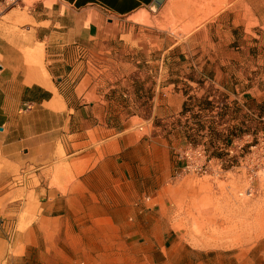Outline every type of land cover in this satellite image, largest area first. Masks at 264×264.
<instances>
[{"label": "crops", "instance_id": "0c3cea01", "mask_svg": "<svg viewBox=\"0 0 264 264\" xmlns=\"http://www.w3.org/2000/svg\"><path fill=\"white\" fill-rule=\"evenodd\" d=\"M154 1L38 0L0 16V264L25 262L46 224L75 232L73 216L162 246L191 146L211 158L207 178L250 185L241 156L264 136V0H195L188 33L133 34L132 19L169 18L173 0L157 14Z\"/></svg>", "mask_w": 264, "mask_h": 264}, {"label": "rangeland", "instance_id": "374dc122", "mask_svg": "<svg viewBox=\"0 0 264 264\" xmlns=\"http://www.w3.org/2000/svg\"><path fill=\"white\" fill-rule=\"evenodd\" d=\"M37 1L19 0L17 8L26 6L28 12ZM194 1L173 0L172 13L163 24L149 13L144 14V20H130L136 24L132 33L149 34L148 29L172 31L176 36L188 33L187 29L180 30L179 23L187 18ZM114 47L115 52L127 50L124 41H117ZM254 145H264V136ZM250 153L241 156L247 157L246 163L251 161ZM238 161L234 159L231 164L236 166ZM246 186L235 180L213 181L186 175L184 184L176 192L171 191L176 199L169 207L177 214V231L166 234L162 246H157L154 238L152 242L144 237L134 240L118 230L89 233V221L77 226L73 216L75 232L66 233L64 222L46 224L44 227L50 231L37 232L29 257L18 264H264V173L254 184L253 197L240 196ZM61 206L64 211L65 202L56 205Z\"/></svg>", "mask_w": 264, "mask_h": 264}, {"label": "built area", "instance_id": "2783aa9c", "mask_svg": "<svg viewBox=\"0 0 264 264\" xmlns=\"http://www.w3.org/2000/svg\"><path fill=\"white\" fill-rule=\"evenodd\" d=\"M19 6V0H1L0 16L13 8ZM251 161L247 163L249 172V187L240 196L253 197L256 190L254 184L264 173V145L254 146L250 150ZM186 161V172L200 177L210 176L212 174V160L204 148L191 146L189 150L179 156Z\"/></svg>", "mask_w": 264, "mask_h": 264}, {"label": "water", "instance_id": "95a60500", "mask_svg": "<svg viewBox=\"0 0 264 264\" xmlns=\"http://www.w3.org/2000/svg\"><path fill=\"white\" fill-rule=\"evenodd\" d=\"M165 0H155L153 4L149 7V10L153 13H157L161 6L164 4Z\"/></svg>", "mask_w": 264, "mask_h": 264}]
</instances>
